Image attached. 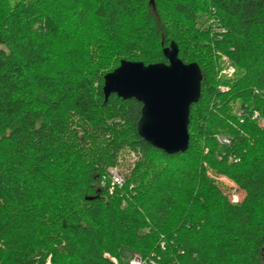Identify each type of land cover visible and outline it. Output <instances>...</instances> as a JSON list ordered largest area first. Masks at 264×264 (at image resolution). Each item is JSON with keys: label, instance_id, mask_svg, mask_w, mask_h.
<instances>
[{"label": "trees", "instance_id": "obj_1", "mask_svg": "<svg viewBox=\"0 0 264 264\" xmlns=\"http://www.w3.org/2000/svg\"><path fill=\"white\" fill-rule=\"evenodd\" d=\"M171 43L202 73L176 155L138 137L140 103L102 92L121 61L167 63ZM124 149L141 159L109 192ZM126 255L264 264V0H0V264Z\"/></svg>", "mask_w": 264, "mask_h": 264}, {"label": "water", "instance_id": "obj_2", "mask_svg": "<svg viewBox=\"0 0 264 264\" xmlns=\"http://www.w3.org/2000/svg\"><path fill=\"white\" fill-rule=\"evenodd\" d=\"M167 63L144 65L121 61L104 76L105 101L111 95L141 104L137 135L167 155L185 153L189 147V114L199 101L202 73L196 63L184 64L175 43L163 50Z\"/></svg>", "mask_w": 264, "mask_h": 264}, {"label": "rangeland", "instance_id": "obj_3", "mask_svg": "<svg viewBox=\"0 0 264 264\" xmlns=\"http://www.w3.org/2000/svg\"><path fill=\"white\" fill-rule=\"evenodd\" d=\"M205 16H206V14L205 15H201L199 17V22L197 23V27L203 28V27H208V26L211 25L212 22L209 21V20L206 21L205 20ZM217 29H218L217 26H214L213 27V31L218 32L219 30H217ZM217 56H219V58H218V63H219L218 77H221V78L222 77H225V78H227L226 76H224V75L221 74L222 71L224 70V68L226 67V65H224V62H223V58L226 57V56L225 55H221V54H217ZM229 65L232 66L230 63H229ZM233 69H234V73H235V68L233 67ZM234 73H233V75H234ZM234 111H235V113L237 115H239V113H240L239 107L234 108ZM260 123H263V122L261 121ZM217 136H220V135H217ZM140 159H141V155L138 152H133V151H131L129 149H124L119 154V157L117 159L116 165L114 167L108 168L107 169V172H108V174L110 172L117 173L122 178V180L124 182H126V180H128L130 178L131 172H132L135 164ZM231 161H233V160L231 159ZM109 176L110 175H108V177ZM208 176L210 178L214 179V182L217 183L218 186L223 187L224 188V191L226 193H230L232 191L231 188H230V187H232V184L225 177H218V176L216 177L214 174L211 173V170L208 171ZM130 187H132V185ZM202 190L203 191H207L206 188H203ZM232 193H233V197L232 198L238 200L237 199V193H238V191H235V192H232ZM132 257L133 256L126 255L125 256V261L126 262H129V260ZM46 264H50V258L47 259Z\"/></svg>", "mask_w": 264, "mask_h": 264}, {"label": "built area", "instance_id": "obj_4", "mask_svg": "<svg viewBox=\"0 0 264 264\" xmlns=\"http://www.w3.org/2000/svg\"><path fill=\"white\" fill-rule=\"evenodd\" d=\"M224 65L226 67L222 71V75L226 76L227 78H230L233 76L234 69L232 66L229 65L228 59L226 57L223 58ZM256 92V91H255ZM239 114H242V111H240ZM259 118V114L256 111H253L252 113V119L257 120ZM217 140L220 145L228 146L230 145V139L227 137H217ZM109 192L113 190L115 187H122L124 184V181L117 173H109ZM107 182L102 181L101 186L104 188L106 187ZM235 197V196H234ZM233 203H237L238 200L232 198ZM113 264H117V261L115 259H111ZM128 264H145L143 259L139 255H134L128 262ZM149 264H155L153 261H149Z\"/></svg>", "mask_w": 264, "mask_h": 264}]
</instances>
